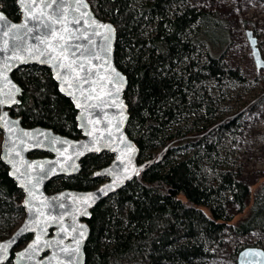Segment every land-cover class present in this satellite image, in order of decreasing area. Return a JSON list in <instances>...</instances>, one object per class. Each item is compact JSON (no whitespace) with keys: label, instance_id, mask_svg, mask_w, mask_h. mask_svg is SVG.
Returning <instances> with one entry per match:
<instances>
[{"label":"trees","instance_id":"1","mask_svg":"<svg viewBox=\"0 0 264 264\" xmlns=\"http://www.w3.org/2000/svg\"><path fill=\"white\" fill-rule=\"evenodd\" d=\"M187 1L87 0L94 15L115 28L113 61L126 78L125 133L138 148L137 161L158 160L90 210L84 264H193L250 232L264 231L263 192H249L236 159L220 158V147L238 129V113L207 119L214 100L204 84L242 83L239 69L223 57L225 24ZM0 11L18 19L14 0H0ZM11 78L22 91L10 114L22 126L79 136L75 110L46 68L24 66ZM177 148L193 151L174 158ZM110 159L105 152L87 155L76 175L53 179L44 190L90 189L98 184L92 171ZM22 197L0 161V239L22 219ZM248 246L259 244L237 242L232 256Z\"/></svg>","mask_w":264,"mask_h":264},{"label":"water","instance_id":"2","mask_svg":"<svg viewBox=\"0 0 264 264\" xmlns=\"http://www.w3.org/2000/svg\"><path fill=\"white\" fill-rule=\"evenodd\" d=\"M14 3L19 12L16 21L0 11L5 17L0 21V99L6 101L0 104V161L23 195V217L0 239V245L8 246L6 252H0V264L9 259L11 264H84L90 210L156 159L139 163L138 148L125 133L126 78L113 61L116 36L113 25L96 17L87 0H24V5H31L30 9L20 0ZM76 18H82L80 24H74ZM11 25L18 26V30ZM98 25L110 26L111 33ZM94 32L97 34L93 35ZM244 36L254 69L264 71L257 37L250 29L244 31ZM62 45L65 47L61 53ZM77 45L88 52L73 57ZM50 55L60 57L59 62L65 66L60 69L59 79L53 62L48 60ZM79 63L94 72L87 83ZM28 65L46 68L57 91L69 100L75 110L77 138L38 125L24 127L19 117L10 114L22 91L11 74ZM77 82L80 89L67 87L68 83ZM77 103L81 106L77 107ZM34 152L46 155L28 156ZM102 152L111 159L92 171V177L100 181L94 187L45 192L44 186L49 181L76 175L83 157ZM26 235L29 238L18 245L19 239ZM31 245L36 247L30 250ZM235 264H264V249L256 246L240 249Z\"/></svg>","mask_w":264,"mask_h":264},{"label":"rangeland","instance_id":"3","mask_svg":"<svg viewBox=\"0 0 264 264\" xmlns=\"http://www.w3.org/2000/svg\"><path fill=\"white\" fill-rule=\"evenodd\" d=\"M186 3L195 9L216 14L225 24L228 44L223 50V57L228 66L239 69L242 83H225L220 88L212 82L204 84L207 95L214 100V111L207 119L216 122L238 113L235 118L238 129L226 145L220 147V158L228 162L236 159L241 169L240 178L249 192L253 194L261 190L264 194V71L254 69L244 36L246 29L252 30L257 41H262L261 47H258L264 58V0H188ZM216 34L212 32L213 36ZM176 151L174 158L184 152H192L193 148H177ZM246 213L247 209L235 215L231 222L234 223ZM237 242L258 243L264 249V231L250 232L232 241L228 249L218 250L215 256L193 264H235L232 252Z\"/></svg>","mask_w":264,"mask_h":264},{"label":"snow or ice","instance_id":"4","mask_svg":"<svg viewBox=\"0 0 264 264\" xmlns=\"http://www.w3.org/2000/svg\"><path fill=\"white\" fill-rule=\"evenodd\" d=\"M53 2H55V0H53ZM20 3H21L22 5H24V0H20ZM24 6H25L26 8H28V9L31 8V5H24ZM82 7H87V6H86V5H82ZM81 19H82V18H76V19L74 20V24H80V23H81ZM4 20H5V17L3 16V14H0V21H4ZM92 23L95 24V21H93ZM10 27H11L12 29L18 30V26H16V25H11ZM98 27L105 28V29L108 31L109 34L111 33V28H110V26H107V25H98ZM96 34H97V33H95V32L93 33V35H96ZM105 39H108V37H105ZM89 42H91V41L89 40ZM64 47H65L64 45L61 46V53L63 52ZM87 52H88V49H84V51H81V50H80V46L77 45L76 48H75V51L72 53V55H73V57H75V56H76V53H79L80 56H84ZM40 55H41V56H44V53L41 52ZM95 58H96L97 60L100 59L99 56H96ZM59 59H60V57H57V56H55V55H50V56L48 57V60H50V61L53 62V67L57 70V78H58V79L61 78V75H62L60 69H62V68L65 67L63 64H61V63L59 62ZM73 62L75 63L76 61L74 60ZM78 66H79L80 71H82V72L85 73V76H84V83H87V82H88V78H89L91 75L94 74L93 70L90 69V68H89V69H85L83 63H79ZM112 71H114V70H112ZM5 79H7V78L5 77ZM63 82H64V81H62V83H63ZM73 86L77 87L78 89L81 88V85H80L79 82H77L75 85H73L72 83H68V84H67V87H69V88H71V87H73ZM70 94H71V93H70ZM81 94H83V92H81ZM90 97H91V93H89V98H90ZM5 103H6V101H5L4 99H0V104H5ZM80 106H81V105H80L79 103H77V107H80ZM89 134H90V133H89ZM25 135H27V134H25ZM29 195L31 196L32 193L30 192ZM85 214H86V213H85ZM41 215H43V213H41ZM25 230H27V228H26ZM38 243H39V237H37V244H38ZM50 243H51V242H49V244H50ZM35 247H36V245H31V246H30V250L33 249V248H35ZM7 248H8L7 245H0V252H6V251H7Z\"/></svg>","mask_w":264,"mask_h":264},{"label":"flooded vegetation","instance_id":"5","mask_svg":"<svg viewBox=\"0 0 264 264\" xmlns=\"http://www.w3.org/2000/svg\"><path fill=\"white\" fill-rule=\"evenodd\" d=\"M95 179L98 180V182H100L99 179H97V178H95Z\"/></svg>","mask_w":264,"mask_h":264}]
</instances>
